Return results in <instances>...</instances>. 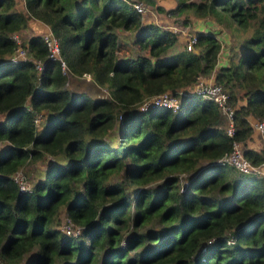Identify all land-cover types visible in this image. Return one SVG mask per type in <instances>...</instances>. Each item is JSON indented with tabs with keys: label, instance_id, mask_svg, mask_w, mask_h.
<instances>
[{
	"label": "trees",
	"instance_id": "obj_1",
	"mask_svg": "<svg viewBox=\"0 0 264 264\" xmlns=\"http://www.w3.org/2000/svg\"><path fill=\"white\" fill-rule=\"evenodd\" d=\"M167 11L250 34L217 68L213 33L197 31L193 50L176 49V32L123 0H24V9L0 0L3 264L29 253L27 264H264V176L216 163L233 141H247L248 116L264 119V0H177ZM32 19L58 38L68 70L89 73L102 95L66 88L41 35L29 32ZM27 31L28 55L46 60L39 72L32 59H11L12 34ZM120 39L134 46L123 53ZM207 75L228 94L233 135L217 103L189 89ZM166 91L180 97L177 111H141L144 99ZM244 155L260 165L264 147ZM41 158L44 177L20 190L12 174ZM62 210L78 237L58 227Z\"/></svg>",
	"mask_w": 264,
	"mask_h": 264
},
{
	"label": "rangeland",
	"instance_id": "obj_2",
	"mask_svg": "<svg viewBox=\"0 0 264 264\" xmlns=\"http://www.w3.org/2000/svg\"><path fill=\"white\" fill-rule=\"evenodd\" d=\"M123 1H125L129 5L128 1H132V0H123ZM138 1H141L146 6L145 11L140 12L142 19L144 21H155L157 23L164 25L165 27L172 29L174 32L177 33L178 42L175 46L176 49L181 48L183 45L185 47L188 37L191 34H196L197 31L213 33L220 41V51L218 53V60H217V66H216L217 68L219 65L225 64L227 60V56L231 52L230 48L232 49L236 48L238 52L242 51V47L240 46V43L243 40V38H245L246 36L250 34V29L244 30V29H241L239 25H234V24L225 25L221 23L220 21L216 20L213 16L195 17V16L189 15L187 16L189 18L187 23H183L182 15L175 17V16L170 15L167 11L176 6L177 0H155L156 4H159L160 7L162 8L159 10H157L152 5L145 3L143 0H138ZM36 21H39V20L36 19ZM121 31L122 30H119V32ZM29 32L35 33L34 29L31 26L29 28ZM26 36H28V31L26 32V34L19 33V37L21 41H25ZM120 43L123 47V53L127 52L126 49L129 46H134L130 41H127L124 39H120ZM63 73L67 77L65 86L72 94L83 92L87 94L88 96L94 98L104 93V90L102 88H99L94 83L89 73L78 76V75H74L68 69L66 70V72L63 71ZM200 80L206 83L216 82L214 79V75L200 76L198 77L195 83H197ZM195 83L193 84V86H189L190 90L193 91L195 89V86H194ZM142 110L144 109H141V111ZM2 118L3 117L1 116L0 119ZM42 119H43V113H39L38 115H36L35 123H36L37 128H39ZM254 120L264 121V119L260 120L256 118ZM224 121L226 125L225 117H224ZM225 127L226 126H223V129H225ZM118 128L119 127L117 125L116 130H113L110 133L117 137ZM252 141L256 142L257 146L260 145L261 148H263L264 147V131H260V130L253 128V131L250 134V136L247 138V141L246 142L238 141V143L240 147L243 150H245L247 147H249L248 146L249 144H252ZM4 145H6L5 142H0V149L3 148ZM47 157L48 159L50 157V160H53L52 158H54L53 156H50L49 154H46L44 156V158H47ZM47 163L45 159H42V158L34 162H28L22 167V169L15 171L12 174V176L18 174V178L22 180L24 179L27 185L29 186V184H32L33 181L44 177V172H45ZM204 164L206 166H212L210 165V162H204ZM224 166L238 171L233 166H230V165H224ZM260 167L264 171V162L260 164ZM262 175L264 176V173H262ZM65 220H66V215L64 214V211L62 210L60 213L61 223H59L60 225L58 226L61 230L62 228H65V229L67 228V226L64 223ZM70 229H71V232L74 231V235L70 234V236L78 237V234L80 233V228L78 226H74L73 228H70ZM62 232L64 233L63 230ZM64 234L67 235L66 233ZM31 255H32L31 253L25 254L18 264H27Z\"/></svg>",
	"mask_w": 264,
	"mask_h": 264
},
{
	"label": "built area",
	"instance_id": "obj_3",
	"mask_svg": "<svg viewBox=\"0 0 264 264\" xmlns=\"http://www.w3.org/2000/svg\"><path fill=\"white\" fill-rule=\"evenodd\" d=\"M129 5L135 8L138 12H143L146 9V6L138 0H132L128 1ZM40 24H43L42 22L38 21ZM46 25V24H45ZM45 30L39 31V34L41 35L45 46L48 50L47 58L58 62V64L61 67V70L66 72L68 69V66L64 60V58L61 55L60 52V44L58 38L54 35V33L51 31V29L46 25ZM13 39L16 41L17 46L14 49V52L11 55V59L13 61H20V60H26V59H32L34 61V65L37 69V71H41L45 65L46 60L41 58H31L28 55V49L26 46L22 45V41L19 37V33L15 32L12 34ZM197 40L196 34H191L186 43L187 50H193L194 49V43ZM195 89L198 94H200L203 98L212 100L217 103V105L221 108L222 113L225 116L226 119V127L225 132L228 135H233L235 131V123H234V108L231 106V104L228 103V94L224 90V85L220 82H202V80L195 83ZM180 105V97L176 94H172L168 91L159 93L157 95H154L152 97L146 98L143 100V102L140 104V109H147L150 106H161L170 108L172 111H177L179 109ZM36 119V117H35ZM251 125L254 129L264 131V121H251ZM216 163L221 165H230L238 169L239 171H242L244 173H251V174H262L264 171L261 169L260 165H254L249 159L246 158L244 155V150L240 147L238 141H233L232 148L229 152L224 153L222 156H220ZM13 178L18 183L20 190H25L28 188L27 183L23 179L18 178V174L14 175ZM67 228H62V230L67 234H73L74 231L71 232L70 228H73V224L70 221L69 218L66 217V220L64 221ZM0 264H3V262L0 261Z\"/></svg>",
	"mask_w": 264,
	"mask_h": 264
},
{
	"label": "crops",
	"instance_id": "obj_4",
	"mask_svg": "<svg viewBox=\"0 0 264 264\" xmlns=\"http://www.w3.org/2000/svg\"><path fill=\"white\" fill-rule=\"evenodd\" d=\"M16 1H17L18 7L21 9H24V0H16ZM29 24L34 29V31H35L34 34H39V31H41V30L43 31V30L47 29L46 25L44 23L40 24L38 21H36V19H32ZM248 119H249L250 123H251V121H254V118L252 116H248ZM253 133H255V132H253ZM248 146L254 147L256 149L261 148V146L260 145L257 146L256 142H254V141H252V144H249Z\"/></svg>",
	"mask_w": 264,
	"mask_h": 264
}]
</instances>
